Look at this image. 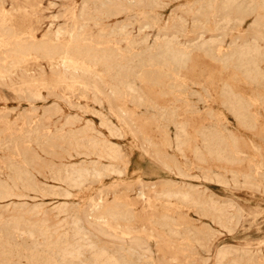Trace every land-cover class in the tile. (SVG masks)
<instances>
[{
    "label": "rangeland",
    "instance_id": "obj_1",
    "mask_svg": "<svg viewBox=\"0 0 264 264\" xmlns=\"http://www.w3.org/2000/svg\"><path fill=\"white\" fill-rule=\"evenodd\" d=\"M263 4L0 0V264H264Z\"/></svg>",
    "mask_w": 264,
    "mask_h": 264
},
{
    "label": "bare ground",
    "instance_id": "obj_2",
    "mask_svg": "<svg viewBox=\"0 0 264 264\" xmlns=\"http://www.w3.org/2000/svg\"><path fill=\"white\" fill-rule=\"evenodd\" d=\"M226 1H227V0H226ZM232 1H233V0H232ZM238 1H239V0H238ZM109 2H110V1H109ZM229 2H230V1H228V3H229ZM115 3H116V2H115ZM232 3H233V2H232ZM261 4H262V3H261ZM261 4H260V5H261ZM129 5H130V4H129ZM154 5H155V4H154ZM263 5H264V4H263ZM263 5H262V6H263ZM227 6H228V5H227ZM260 7H261V6H260ZM79 8H80V7H79ZM79 8H78V10H79ZM128 9H129V8H128ZM113 10H114V8H113ZM77 12H78V11H77ZM102 13H103V12H102ZM106 13H107V12H106ZM3 15H4V14H3ZM81 15H82V14H81ZM103 17H104V16H103ZM103 19H104V18H103ZM259 21H260V20H259ZM184 22H185V21H184ZM225 23H226V20H225ZM259 23H260V22H259ZM185 24H186V23H185ZM185 24H182V25H185ZM198 25H199V24H198ZM257 25H259V24H257ZM59 26H60V25H59ZM59 26H58V27H59ZM201 27H202V26H201ZM54 28H55V27H54ZM185 28H186V27H185ZM185 28H183V29L185 30ZM254 28H255V27H254ZM258 28H259V27H258ZM180 29H182V27H181ZM202 29H204V28H202ZM257 30H258V29L256 28V31H257ZM261 30H262V29H261ZM181 31H182V30H181ZM203 31H204V30H203ZM221 31H222V30H221ZM9 32H11V31H9ZM205 32H206V31H205ZM11 33H12V32H11ZM45 33H46V32H45ZM0 34H1V33H0ZM25 34H26V33H25ZM25 34H24V35H25ZM20 35H21V33H20ZM44 35H45V34H44ZM48 35H49V34H48ZM18 36H19V35H18ZM42 36H43V35H42ZM42 36H41V37H42ZM259 36H260V35H259ZM22 37H23V36H22ZM5 38H6V37H5ZM23 38H24V37H23ZM23 38H22V39H23ZM7 40H8V39H7ZM14 40H15V39H14ZM89 40H90V39H89ZM161 40H162V39H161ZM5 41H6V39H5ZM43 41H48V40L46 39V40H43ZM72 41H73V37H71V39H70L69 41H67V43L65 44V51H63V54H64V55H68V54H67V51L70 49V46L72 45ZM153 41H154V40H153ZM153 41H152V42H153ZM177 41H178V40H177ZM6 42H7V41H6ZM11 42H12V41H11ZM33 42H34V41H33ZM81 42H82V41H81ZM43 43H44V42H43ZM144 43H145V42H144ZM153 43H154V42H153ZM206 43H207V41H206ZM9 44H10V43H9ZM14 44H15V43H13V46H15ZM156 44H157V43H156ZM168 44H170V43H168ZM210 44H212V43H210ZM10 45L12 46V44H10ZM81 45H82V44H81ZM148 45H149V44H148ZM175 45H176V44H175ZM5 46H7V44H6ZM5 46H4V47H5ZM13 46H12V48H13ZM76 46H77V45H76ZM146 46H147V45H146ZM149 46H150V45H149ZM149 46H148L147 48H149ZM212 46H213V45H212ZM4 47H3L2 49H4ZM79 47H80V46H79ZM5 48H6V47H5ZM7 48H10V47L7 46ZM96 48H99V47H96ZM110 48H111V47H110ZM143 48H144V47H143ZM240 48H242V47H240ZM10 49H11V48H10ZM28 49H29V50H34V51L42 50L41 48H39V47H37V46H29ZM43 49H44L45 52H47V53H51V54H53L54 51H55L54 46L51 45V44L44 46ZM113 49H114V48H113ZM141 49H142V48H141ZM11 50H12V49H11ZM23 50H26V49L23 48ZM71 50H72V49H71ZM95 50H96V49H95ZM97 50H98V49H97ZM134 50H136V49H134ZM138 50H139V49H138ZM138 50H137V51H138ZM142 50H143V49H142ZM169 50H170V49H169ZM234 50H235V48H234ZM244 50H245V49H244ZM3 51H4V50H3ZM5 51H7V50L5 49ZM26 51H28V50H26ZM182 51H183V50H182ZM203 51H204V50H203ZM240 51H241V50H240ZM8 52H9V51H8ZM10 52H11V51H10ZM24 52H25V51H24ZM100 52H101V51H100ZM118 52H119V51H118ZM124 52H126V51H124ZM174 52H175V51H174ZM4 53H5V52H4ZM65 53H66V54H65ZM90 53H91V52H90ZM95 53H96V52H95ZM114 53H115V52H114ZM156 53H157V52H156ZM182 53H183V52H182ZM5 54H8V53H5ZM10 54H11V53H10ZM33 54H34V53H33ZM96 54H97V53H96ZM126 54H127V53H125L124 56H126ZM255 54H256V53H255ZM3 55H4V54H3ZM100 55H101V54H100ZM104 55H105V54H104ZM129 55H130V54H129ZM256 55H257V54H256ZM13 56H14V55H13ZM44 56H45V55H44ZM96 56H97V55H96ZM183 56H184V55H183ZM226 56H227V54H226ZM1 57H2V56H1ZM9 57H11V56H9ZM69 57H70V56H69ZM72 57H73V56H72ZM78 57H80V56H78ZM102 57H103V56H102ZM180 57H182V55H181ZM185 57H186V56H185ZM218 57H219V56H218ZM87 58H88V57H87ZM92 58H94V57H92ZM97 58H98V57H97ZM255 58H257V57H255ZM3 59H4V58H3ZM13 59H14V57H13ZM13 59H11V61H12ZM1 60H2V59H1ZM46 60H47V58H46ZM46 60H45V61H46ZM76 60H77V59H75V61H76ZM85 60H86V59H85ZM102 60H103V59H102ZM127 60H128V59H127ZM127 60H126V62H127ZM130 60H131V59H130ZM179 60L181 61V58H180ZM6 61H8V59H7ZM14 61H15V60H14ZM45 61H44V62H45ZM81 61H82V60H81ZM95 61H96V60H95ZM113 61H114V60H113ZM128 61H129V60H128ZM186 61H187V60H186ZM129 62H130V61H129ZM13 63H14V62H13ZM69 63H70V62H69ZM96 63H97V62H96ZM46 64H47V63H46ZM76 64H77V63H76ZM76 64H74V65H76ZM81 64H82V63H81ZM88 64H89V63H88ZM102 64H103V63H102ZM102 64H101V65H102ZM123 64H124V63H123ZM126 64H127V63H126ZM94 65H95V64H94ZM98 65H99V63H98ZM110 65H111V64H110ZM115 65H116V64H115ZM137 65H138V64H137ZM16 66H17V65H16ZM72 66H73V65H72ZM77 66H78V65H77ZM87 66H88V65H87ZM96 66H97V65H95V67H96ZM99 66H100V65H99ZM111 66H112V65H111ZM116 66H117V65H116ZM139 66H140V65H139ZM247 66H248V65H247ZM33 67H34V66H33ZM81 67H82V65H81ZM81 67H80V68H81ZM83 67H84V66H83ZM90 67H92V66H90ZM107 67H108V66H107ZM107 67H105L104 69H106ZM47 68H48V67H47ZM75 68H76V67H75ZM80 68H79V69H80ZM84 68H85V67H84ZM111 68H112V67H111ZM114 68H115V67H114ZM246 68H247V67H246ZM248 68H249V67H248ZM248 68H247V69H248ZM257 68H258V67H257ZM30 69H31V68H30ZM54 69H55V67H54ZM85 69H86V68H85ZM92 69H93V68H92ZM139 69H141V68H139ZM35 70H36V69H35ZM88 70H89V68H87V71H88ZM107 70H108V68H107ZM128 70H129V69H128ZM248 70H249V69H248ZM253 70H254V69H253ZM11 71H12V70H11ZM95 71H96V70H95ZM97 71H99V70H97ZM102 71H104V70H102ZM126 71H127V70H126ZM137 71H138V70H137ZM19 72H20V71H19ZM34 72H35V71H34ZM34 72H33V73H34ZM37 72H38V71H37ZM91 72H92V71H91ZM248 72H249V71H248ZM248 72H247V73H248ZM256 72H257V71H256ZM21 73H22V72H21ZM23 73H24V72H23ZM23 73H22V74H23ZM30 73H31V72H30ZM102 73H104V72H102ZM106 73H107V72H106ZM109 73H111V72H109ZM114 73H115V72H114ZM136 73H137V72H136ZM177 73H178V72H177ZM6 74H8V73H6ZM75 74H76V73H75ZM121 74H122V73H121ZM66 75H67V74H66ZM68 75H69V74H68ZM68 75H67V76H68ZM97 75H98V74H97ZM116 75H117V74H116ZM37 76H38V75H37ZM85 76H86V75H85ZM109 76H110V75H109ZM118 76H119V75H118ZM121 76H122V75H121ZM121 76H120V77H121ZM248 76L250 77V75H247V77H248ZM29 77H30V76H29ZM41 77H42V76H41ZM77 77H78V76H77ZM77 77H76V78H77ZM83 77H84V76H83ZM97 77H98V76H97ZM120 77H118V78H120ZM18 78H19V75H18ZM107 78H108V77H107ZM254 78H255V77H254ZM261 78H263V77L261 76ZM72 79H74V78H72ZM124 79H126V78L124 77ZM146 79H147V78L145 77V80H146ZM252 79H253V78H252ZM258 79H259V77H258ZM11 80H12V79H11ZM31 80H32V79H31ZM120 80H121V79H120ZM68 81H69V80H68ZM85 81H86V80H85ZM122 81H123V80H122ZM17 82H18V80H17ZM19 82H20V81H19ZM73 82H74V81H73ZM112 82H113V80H112ZM112 82H111V83H112ZM146 82H147V81H146ZM254 82H255V81H254ZM36 83H37V82H36ZM126 83H127V82H126ZM7 84H8V83H7ZM120 84H122V83H120ZM120 84H119V85H120ZM16 85H17V84H16ZM16 85H15V86H16ZM29 85H30V84H29ZM29 85L27 84V86H29ZM31 86H32V85H31ZM107 86H108V85H107ZM124 86H125V85H124ZM127 86H128V85H127ZM17 87H21V85H19V86H17ZM121 87H122V86H121ZM125 87H126V86H125ZM79 88H80V87H79ZM37 89H38V88H37ZM72 89H73V88H72ZM77 89H78V88H77ZM81 89H82V87H81ZM128 89H129V88H127V90H128ZM123 90H124V89H123ZM107 92H108V91H107ZM122 92H123V91H122ZM131 92H132V91H131ZM131 92H130V93H131ZM133 92H134V91H133ZM135 92H136V91H135ZM95 93H96V92H95ZM103 94H104V93H103ZM124 94H125V90H124ZM133 94H135V93H133ZM96 95H97V94H96ZM85 96H86V95H85ZM94 96H95V95H94ZM94 96H93V97H94ZM125 96H126V95H125ZM131 96H132V95H131ZM131 96H128V97H130V99H131ZM138 96H139V95H138ZM93 97H92V98H93ZM120 97H122V96H120ZM126 97H127V96H126ZM135 98H136V97H135ZM138 98L140 99V97H137V99H138ZM94 99H95V98H94ZM118 99H119V98H118ZM128 99H129V98H128ZM137 99H136V100H137ZM139 99H138V100H139ZM92 100H93V99H92ZM141 100H142V99H141ZM94 101L96 102V100H94ZM130 101H131V100H130ZM134 101H135V100H134ZM138 102H139V101H138ZM97 103H98V102H97ZM113 104H114V103H113ZM69 105H70V104H69ZM108 106H109V105H108ZM115 109H116V108H115ZM48 113H49V111H48ZM56 113H57V112H56ZM179 132H180V131H179ZM76 135H77V134H76ZM74 137L76 138V136H74ZM78 138H79V137H78ZM28 139H29V138H28ZM35 139H36V138H35ZM78 140H80V139H78ZM85 140H86V139H85ZM71 141H73V140L71 139ZM76 141H77V140H75V142H76ZM93 141H94V140H93ZM68 142H69V141H68ZM77 142H78V141H77ZM84 143H85V141H84ZM103 143H104V142H103ZM74 144H75V143H74ZM224 144H225V143H224ZM79 146H80V145H79ZM95 146H97V145H95ZM174 146H175V145H174ZM73 148H74V147H73ZM82 148H83V147H82ZM100 151H101V149H100ZM114 153H115V152H114ZM96 155H97V154H96ZM106 155H107V154H106ZM116 156H117V155H116ZM113 158H114V157H113ZM92 164H94V163H92ZM260 164H261V163H260ZM92 167H93V166H92ZM91 170H92V169H91ZM91 170H90V171H91ZM107 170H108V169H107ZM77 171H78V170H77ZM88 171H89V170H88ZM73 172H74V171H73ZM105 172H106V171H105ZM75 173H76V172H75ZM116 173H117V172H116ZM85 174H86V173H85ZM85 174H82V175H85ZM91 174H93V173H91ZM118 174H119V173H118ZM94 175H95V174H94ZM72 176H73V175H72ZM69 177H70V176H69ZM73 177H74V176H73ZM77 177H78V176H77ZM79 178H80V177H79ZM74 179H75V178H74ZM77 179H78V178H77ZM83 179H84V178H83ZM76 181H77V180H76ZM222 181H223V180H222ZM65 182H66V181H65ZM71 183H72V182H71ZM74 183H75V182H74ZM169 193H170V192H169ZM181 193H182V192H181ZM173 194H174V193H173ZM177 194H178V193H177ZM202 194H203V193H202ZM8 195H9V194H8ZM169 195H170V194H168V196H169ZM181 195H182V194H181ZM181 195H180V196L177 195V197H180V198H181ZM171 196H172V193H171ZM182 196H183V195H182ZM169 197H170V196H169ZM172 197H173V196H172ZM177 197H176V198H177ZM10 198H11V197H10ZM174 198H175V197H174ZM174 198H173V199H174ZM190 198H192V197H190ZM13 199H14V198H13ZM184 199H185V198H184ZM201 202H202V201H201ZM164 206H165V205H164ZM96 213H97V212H96ZM180 218H181V217H180ZM201 219H202V217H201ZM179 220H180V219H179ZM75 221H76V220H75ZM110 221H111V220H110ZM123 221H124V220H123ZM101 222H102V221H101ZM70 223H71V222H70ZM77 223H78V221H77ZM81 224H82V223H81ZM83 224H84V226L88 227V229L91 228V229H93L94 231H97V232L103 234L102 231H101L100 229H97V228L95 227V225L92 223L91 220L88 219L87 216L84 217V219H83ZM75 228H76V226H75ZM82 228H83V227H82ZM76 229H77V228H76ZM115 229H116V228H115ZM144 229H146V228H144ZM199 229H200V228H199ZM78 230L81 231V230L79 229V227H78ZM78 230H77V231H78ZM77 231H75V233H76ZM79 231H78V233H77L76 235H77V236L79 235V237H80V233H81V232H79ZM70 232H71V231H70ZM75 233H74V235H75ZM127 233H128V232H127ZM217 234H218V233H217ZM74 235H73V236H74ZM103 235H104V234H103ZM211 235H212V234H211ZM75 237H76V236H75ZM75 237H74V238H75ZM85 237H86V236H82V239L85 238ZM90 237H91V236H90ZM124 237H125V236H124ZM218 237H219V236H218ZM71 239H73V238L71 237ZM82 239H81V240H82ZM85 239H86V238H85ZM85 239H84V240H85ZM87 239H88V238H87ZM87 239H86V240H87ZM77 240H78V237H77ZM77 240H76V241H77ZM79 240H80V239H79ZM81 240H80V242H81ZM92 240H93V239H92ZM118 240H119V239H118ZM71 241H72V240H71ZM131 241H132V240H131ZM59 242H60V241H59ZM74 242H75V240H74ZM80 242H79V243H80ZM82 242H83V241H82ZM85 242H86V241H85ZM88 242H89V240H88ZM115 242H116V241H115ZM132 242H133V241H132ZM146 242H148V241H146ZM79 243H77V244H79ZM67 244H68V243H67ZM72 244H73V243H72ZM72 244H71V245H72ZM74 244H75V243H74ZM77 244H76V245H77ZM82 244H83V243H82ZM85 244H87V243H85ZM123 244H124V243H123ZM62 245L64 246V245H66V244L62 243ZM93 245H94V243H93ZM179 245H180V244H179ZM96 246H97V245H96ZM61 247H62V246H61ZM82 247H85V246H82ZM144 247H145V246H144ZM221 247H222V246H221ZM54 248H55V247H54ZM139 248H140V247H139ZM147 248H149V246H148ZM89 249H90V247H89ZM145 249H146V247H145ZM150 249H151V248H150ZM57 250H59V249H57ZM60 250H61V249H60ZM86 250H87V249H86ZM96 250H97V249H96ZM205 250H206V249H205ZM91 251H92V250H91ZM55 252H56V250H55ZM57 252H58V251H57ZM57 252H56V253H57ZM81 252H82V251H81V245H80V244L77 245V246H74V247H73V246L71 247V246L66 245V246H64V248H62V251H61L62 256H60V257H62V258L64 257L63 259L66 258L65 256H67V257L69 256V258H71V257L73 258V257H75V256L78 257V256L81 254ZM144 252H145V251H144ZM59 253H60V252H59ZM97 253H98V252H97ZM147 253H148V249H147ZM99 255H101V254H99ZM117 255H118V254H117ZM58 256H59V255H58ZM70 256H71V257H70ZM101 256H102V255H101ZM133 256H134V255H133ZM217 256H218V255H217ZM222 256H224V255H222ZM56 257H57V256H56ZM80 257H81V256H80ZM80 257H78V258H76V259H79ZM84 257H85V256H84ZM105 257H106V256H105ZM111 257H112V256H111ZM218 257H219V256H218ZM220 257H221V256H220ZM220 257H219V258H220ZM89 258H90V256H89ZM223 258H224V257H223ZM223 258H222V260H223ZM60 259H61V258H59V260H60ZM63 259H61V261H62ZM74 259H75V258H74ZM92 259H93V258H92ZM95 259H96V258H95ZM111 259H112V258H111ZM111 259H110V262H111ZM113 259H114V258H113ZM113 259H112V260H113ZM119 259H120V258H119ZM57 260H58V259H57ZM93 260H94V259H93ZM120 260H121V259H120ZM127 260H128V259H127ZM219 260H220V259H219ZM222 260H221V261H222ZM72 261H74V260H72ZM94 261H96V260H94ZM121 261H122V260H121ZM138 261H139V260H138ZM140 261H141V260H140ZM63 262H65V261L63 260ZM126 262H127V261H126ZM49 263H50V262H48V264H49ZM69 263H71V261H70ZM93 263H94V262H93ZM95 263H96V262H95ZM95 263H94V264H95ZM99 263H100V262H99ZM122 263H123V262H122ZM71 264H72V263H71ZM101 264H102V263H101ZM105 264H108V263H105ZM124 264H125V263H124ZM128 264H129V263H128ZM138 264H139V263H138Z\"/></svg>",
    "mask_w": 264,
    "mask_h": 264
}]
</instances>
